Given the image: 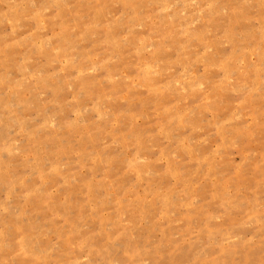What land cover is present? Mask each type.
<instances>
[{"label": "rangeland", "instance_id": "rangeland-1", "mask_svg": "<svg viewBox=\"0 0 264 264\" xmlns=\"http://www.w3.org/2000/svg\"><path fill=\"white\" fill-rule=\"evenodd\" d=\"M0 264H264V0H0Z\"/></svg>", "mask_w": 264, "mask_h": 264}]
</instances>
